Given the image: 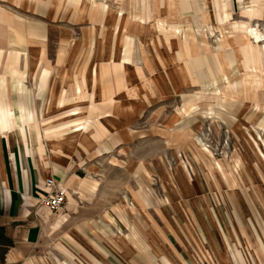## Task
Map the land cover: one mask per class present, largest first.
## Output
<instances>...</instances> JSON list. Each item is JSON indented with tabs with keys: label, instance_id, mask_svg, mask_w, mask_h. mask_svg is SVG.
Instances as JSON below:
<instances>
[{
	"label": "rangeland",
	"instance_id": "obj_1",
	"mask_svg": "<svg viewBox=\"0 0 264 264\" xmlns=\"http://www.w3.org/2000/svg\"><path fill=\"white\" fill-rule=\"evenodd\" d=\"M141 9L128 14L120 9L117 27L67 29L66 35L92 41L67 45L65 52L81 48L79 58L88 59L81 76L72 66L76 73L69 77L62 65L67 63L55 59L63 46L53 40L47 53L35 58L5 48V25L12 23L14 9L0 1V85L10 84L13 96L16 85L23 98L33 94L44 105L38 106L43 118L71 112V107H53L54 102L64 103L70 95L81 100L71 105L81 107L71 110L80 108L90 120L88 130L73 127L66 133L73 136L71 146L79 144L74 160L85 171L82 194L103 200L89 215L94 226L89 229L112 228L122 239L137 228H163L169 214L181 225L187 218L176 206L183 213L198 209L197 196L218 202L231 186L254 191L264 181V63L259 59L264 19L250 22L256 36L263 34L256 39L239 24L232 28L228 14L207 18V27H192L179 22L201 20L192 11L171 22L147 17ZM62 33L51 28L52 37ZM244 85L248 96L242 99ZM32 86L39 91L27 92ZM54 255L55 264H64Z\"/></svg>",
	"mask_w": 264,
	"mask_h": 264
},
{
	"label": "crops",
	"instance_id": "obj_2",
	"mask_svg": "<svg viewBox=\"0 0 264 264\" xmlns=\"http://www.w3.org/2000/svg\"><path fill=\"white\" fill-rule=\"evenodd\" d=\"M0 1L11 3L14 9L12 23L5 25V48L13 54L35 58L36 54H43L42 50L47 53L53 40L63 46L55 59L67 63L62 65L69 77L76 73L72 66L77 67L81 76L88 59L87 55L79 58L81 48L77 53L65 52L67 45L92 41L86 36L66 35L65 31L70 27H117L119 16H123L120 9L128 14L142 7L147 17L171 22L192 11L201 20L179 21L188 22L192 27H207L210 25L206 24L207 18L221 19L228 14L227 21L232 28L239 24L246 33L251 30V34L254 32L250 22L264 19V0ZM231 13L248 19L234 20ZM51 28L63 33L52 37ZM254 35L256 39L263 36ZM259 59L264 63V53L259 54ZM78 88L85 90L81 80ZM26 91L32 94L39 89L32 86ZM247 91V86H242L239 97L245 99ZM32 95L23 98L16 85L13 96L10 84L6 88L0 85V225L5 226L7 235L14 241L6 254L7 263L55 264L52 259H56L54 254L58 256V252L64 264H264L263 180L257 181L259 187L254 191L247 186H231L224 196H218V202L210 196H197L198 209L191 207V212L184 209L183 213L177 205L182 218H187L181 225L169 214L164 216L169 222L165 221L163 228H137L126 233L125 239L112 228L89 229L90 225L94 227L91 222L88 224V218L93 219L89 215L94 216L95 206L103 200L82 194L85 180L82 172L85 171L74 160L79 144L71 146L69 140L73 136L66 132L73 127L88 130L90 120L86 121L80 108L71 110L81 107L71 106L81 102H76V95L53 105L71 107V112L49 118L40 116L41 102ZM55 123L58 128L53 126ZM48 178L66 189V204L56 213L40 203V196L50 191L45 185ZM227 182L230 181L224 180L223 184ZM91 236L98 237L100 242ZM41 251L46 254H40Z\"/></svg>",
	"mask_w": 264,
	"mask_h": 264
},
{
	"label": "built area",
	"instance_id": "obj_3",
	"mask_svg": "<svg viewBox=\"0 0 264 264\" xmlns=\"http://www.w3.org/2000/svg\"><path fill=\"white\" fill-rule=\"evenodd\" d=\"M45 185L50 191L40 196V203L54 213L62 210L66 204V189L53 178H48Z\"/></svg>",
	"mask_w": 264,
	"mask_h": 264
},
{
	"label": "trees",
	"instance_id": "obj_4",
	"mask_svg": "<svg viewBox=\"0 0 264 264\" xmlns=\"http://www.w3.org/2000/svg\"><path fill=\"white\" fill-rule=\"evenodd\" d=\"M13 246L14 241L7 235L5 226L0 225V264L6 262V254Z\"/></svg>",
	"mask_w": 264,
	"mask_h": 264
},
{
	"label": "bare ground",
	"instance_id": "obj_5",
	"mask_svg": "<svg viewBox=\"0 0 264 264\" xmlns=\"http://www.w3.org/2000/svg\"><path fill=\"white\" fill-rule=\"evenodd\" d=\"M261 41V40H260Z\"/></svg>",
	"mask_w": 264,
	"mask_h": 264
}]
</instances>
